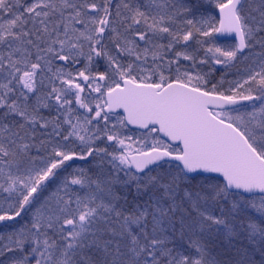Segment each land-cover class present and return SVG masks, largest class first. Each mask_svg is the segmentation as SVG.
I'll return each instance as SVG.
<instances>
[{
    "label": "snow or ice",
    "instance_id": "obj_1",
    "mask_svg": "<svg viewBox=\"0 0 264 264\" xmlns=\"http://www.w3.org/2000/svg\"><path fill=\"white\" fill-rule=\"evenodd\" d=\"M0 264H264V0H0Z\"/></svg>",
    "mask_w": 264,
    "mask_h": 264
}]
</instances>
